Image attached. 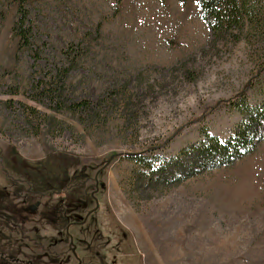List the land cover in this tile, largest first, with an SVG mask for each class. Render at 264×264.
<instances>
[{"label": "rangeland", "instance_id": "obj_1", "mask_svg": "<svg viewBox=\"0 0 264 264\" xmlns=\"http://www.w3.org/2000/svg\"><path fill=\"white\" fill-rule=\"evenodd\" d=\"M244 35L210 39L194 0H0V264H264V132L176 183L129 158L227 136L257 71L259 103L264 29ZM54 86L97 102L81 119L33 98Z\"/></svg>", "mask_w": 264, "mask_h": 264}, {"label": "trees", "instance_id": "obj_2", "mask_svg": "<svg viewBox=\"0 0 264 264\" xmlns=\"http://www.w3.org/2000/svg\"><path fill=\"white\" fill-rule=\"evenodd\" d=\"M194 1L197 4L198 17L205 23L210 39L218 38V41L236 42L238 39L242 40L245 32L255 31L257 28L264 29V0ZM26 16V10L19 5L16 32L17 36L21 38L22 44L28 46L32 32L30 25L26 24ZM69 68L72 67H60V72L63 74L62 78L67 75ZM261 68L262 66H258L257 70ZM257 73L252 79L245 82L244 88L237 95H240L237 100V96L227 100V104L241 115L240 121L232 127L227 136L219 137L208 131H203L200 139L183 145L175 155L156 161L144 158L143 150L132 153L129 158L137 160L143 167V174L140 172L139 181L145 179L147 185L152 182L158 185L176 183V181L196 175V173L204 170L230 166L251 152L263 138L264 96L259 99V103L250 105L243 93L247 88L252 87L253 79L258 76ZM50 87L52 86L50 85ZM45 91L48 96L33 98L36 100L46 99L48 105L57 110L75 111L81 119L93 108L94 102H97L84 98H73L66 101L61 94L60 87L57 88L56 86L54 88L47 87Z\"/></svg>", "mask_w": 264, "mask_h": 264}]
</instances>
